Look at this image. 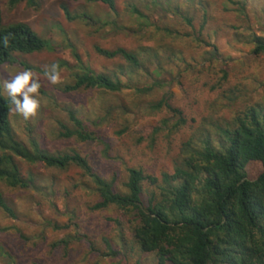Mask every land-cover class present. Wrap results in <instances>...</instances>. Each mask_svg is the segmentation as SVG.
Masks as SVG:
<instances>
[{
  "label": "rangeland",
  "instance_id": "obj_1",
  "mask_svg": "<svg viewBox=\"0 0 264 264\" xmlns=\"http://www.w3.org/2000/svg\"><path fill=\"white\" fill-rule=\"evenodd\" d=\"M114 2L110 9L84 0H36L34 7L0 0L4 26L24 23L49 46L14 53L0 68L7 99L5 83L24 70L41 84L36 116L25 120L10 111L14 138L31 152H77L91 170L15 159L29 188L0 181V195L14 212L11 217L0 208V264H158L157 253L142 252L135 239L134 213L95 209L101 201L97 178L113 193L127 192L129 169L161 180L173 174L184 145L199 139L201 130L210 129L216 139L217 126L264 103V55L248 43L253 35L264 37V0ZM64 7L82 19L70 21ZM96 48H123L140 66L106 58ZM52 64L62 79L56 85L45 76ZM86 71L119 81L122 89L64 91ZM70 112L98 140L61 137L62 125L77 129ZM262 172L260 162L246 166L250 181ZM154 194L160 190L145 181L146 206Z\"/></svg>",
  "mask_w": 264,
  "mask_h": 264
},
{
  "label": "trees",
  "instance_id": "obj_2",
  "mask_svg": "<svg viewBox=\"0 0 264 264\" xmlns=\"http://www.w3.org/2000/svg\"><path fill=\"white\" fill-rule=\"evenodd\" d=\"M23 1L31 7L36 5V0H10V5L14 7ZM84 1L110 9L115 7L114 0ZM64 11L70 21L82 19L73 16L66 7ZM9 33L12 35L5 47L3 37ZM248 43L254 46V54L264 55V37L253 35ZM47 45L24 23L4 26L0 3V68L12 60L14 53L32 54L43 51ZM96 52L109 59L119 57L135 68L140 66L136 54L123 48L114 51L96 48ZM80 89L118 92L122 84L103 74L86 71L77 74L75 83L64 91ZM12 106L11 100L3 95L0 83V181L13 188H29L16 158L50 168L75 165L91 172L87 160L77 152L56 156L24 148L13 136L9 119ZM162 106L163 102L156 105ZM70 120L77 129L62 125L61 137L82 142L98 140L84 129L73 112ZM216 128V139L206 129L201 130L196 141L186 142L182 161L173 174H163L161 180L146 176L142 170L129 169L126 193H113L100 178L96 180L101 186V201L95 209L114 206L134 213L135 239L142 252L157 253L158 264H264V103L247 108L232 124ZM254 161L262 164L263 172L257 180L250 181L246 166ZM147 180L160 194L151 196L146 206L142 193ZM0 208L14 216L1 195Z\"/></svg>",
  "mask_w": 264,
  "mask_h": 264
},
{
  "label": "clouds",
  "instance_id": "obj_3",
  "mask_svg": "<svg viewBox=\"0 0 264 264\" xmlns=\"http://www.w3.org/2000/svg\"><path fill=\"white\" fill-rule=\"evenodd\" d=\"M11 33L3 37L4 46H8ZM59 65L45 66V76L49 83L56 85L62 82ZM41 84L39 78L31 70H24L5 83V89L14 107L12 112L25 120L37 115L41 104L37 96ZM22 98V99H21Z\"/></svg>",
  "mask_w": 264,
  "mask_h": 264
}]
</instances>
